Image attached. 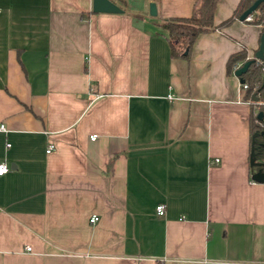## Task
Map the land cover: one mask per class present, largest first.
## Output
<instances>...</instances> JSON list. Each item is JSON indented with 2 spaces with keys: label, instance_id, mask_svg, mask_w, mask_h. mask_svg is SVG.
Segmentation results:
<instances>
[{
  "label": "crops",
  "instance_id": "obj_1",
  "mask_svg": "<svg viewBox=\"0 0 264 264\" xmlns=\"http://www.w3.org/2000/svg\"><path fill=\"white\" fill-rule=\"evenodd\" d=\"M111 1L0 0V264L264 263L250 101L225 72L261 27H217L238 1L217 0L171 56L159 23L194 0Z\"/></svg>",
  "mask_w": 264,
  "mask_h": 264
},
{
  "label": "trees",
  "instance_id": "obj_2",
  "mask_svg": "<svg viewBox=\"0 0 264 264\" xmlns=\"http://www.w3.org/2000/svg\"><path fill=\"white\" fill-rule=\"evenodd\" d=\"M253 0H238L232 13L223 19L218 25L223 26L229 23L233 18L238 17L240 12L244 10ZM217 0H194L192 3L189 15L182 17H168L164 18L159 27L163 30V34L169 45V53L171 56L187 57L190 47L195 37L202 32L212 29L211 17ZM249 23L258 24L261 29L264 26V2H259L254 10L248 15L246 19ZM264 54V45H263ZM246 59L244 49H239L230 53L225 60V72H231V67L236 63H241ZM261 62L253 61L249 64L246 70L241 74L245 87L242 88L243 95L250 101L249 112V147L253 145V152L255 158L264 156V146L255 143L251 144V134L253 132H260L264 130V106L257 104L251 100V95L260 92L264 99V85L261 84L262 77L260 76ZM262 112L260 119L256 118V112ZM259 136V134H257ZM259 137H253L256 140ZM261 141V140H260ZM263 142V141H262ZM255 169L254 166L249 165V173Z\"/></svg>",
  "mask_w": 264,
  "mask_h": 264
},
{
  "label": "water",
  "instance_id": "obj_3",
  "mask_svg": "<svg viewBox=\"0 0 264 264\" xmlns=\"http://www.w3.org/2000/svg\"><path fill=\"white\" fill-rule=\"evenodd\" d=\"M264 0H253L244 10L240 12L238 15L239 20L246 19L247 16L254 10L256 5ZM91 11L92 12H120V8L116 6L111 0H91ZM148 14H155V6L153 2L148 3ZM263 45H264V26L262 27L259 37H258V45L256 49L253 51V55L249 58H246L242 61L239 66L232 70V74L237 77L239 83L243 82L241 78V74L246 70L250 63L253 61H259L264 64V54H263ZM261 84L264 85V76L262 77ZM252 101L256 100V96L254 94L251 95ZM262 112L258 110L256 112V118L260 119ZM258 132H253L251 134V144L254 141L253 137L257 135ZM264 146V142L261 144ZM255 154L253 152V145L249 147L248 153V163L251 166H254L255 169L250 173V179L256 182H264V170L259 166L260 163L255 160Z\"/></svg>",
  "mask_w": 264,
  "mask_h": 264
},
{
  "label": "built area",
  "instance_id": "obj_4",
  "mask_svg": "<svg viewBox=\"0 0 264 264\" xmlns=\"http://www.w3.org/2000/svg\"><path fill=\"white\" fill-rule=\"evenodd\" d=\"M247 18H248V16H247ZM246 18V19H247ZM239 64L240 63H236V64H234L232 67H231V71L233 70V69H235L237 66H239ZM260 76L261 77H263L264 76V64H261V66H260ZM239 84V86L241 87V88H244L245 87V84L242 82V83H238ZM255 102L257 103V104H260V105H263L264 106V100H260V101H257V100H255ZM0 128H2V126L0 125ZM94 138V134H90L89 135V139H93ZM52 149V144H47V146H46V148H45V151L46 152H48V151H50ZM255 160H257L259 163H260V167H261V169L262 170H264V156H261V157H258V158H256ZM213 161H217V158H214L213 159ZM8 170V167H7V165L4 163V162H1L0 161V175L1 174H3V173H5L6 171ZM154 213L156 214V215H162L163 214V204H161V203H157V204H155L154 205ZM96 216L95 215H91L89 218H88V221L89 222H93V221H95L96 220ZM25 250H28L29 249V247L28 246H25V248H24ZM256 264H264V263H256Z\"/></svg>",
  "mask_w": 264,
  "mask_h": 264
},
{
  "label": "flooded vegetation",
  "instance_id": "obj_5",
  "mask_svg": "<svg viewBox=\"0 0 264 264\" xmlns=\"http://www.w3.org/2000/svg\"><path fill=\"white\" fill-rule=\"evenodd\" d=\"M259 134V136L258 135H255V137H259V138H257L256 140H254L255 141V143H257V144H262V141L264 142V130H260V132L258 133ZM261 140V141H260ZM262 146V145H261Z\"/></svg>",
  "mask_w": 264,
  "mask_h": 264
},
{
  "label": "rangeland",
  "instance_id": "obj_6",
  "mask_svg": "<svg viewBox=\"0 0 264 264\" xmlns=\"http://www.w3.org/2000/svg\"><path fill=\"white\" fill-rule=\"evenodd\" d=\"M256 100L257 101H262V100H264L262 97H261V94H260V92H258V93H256Z\"/></svg>",
  "mask_w": 264,
  "mask_h": 264
}]
</instances>
